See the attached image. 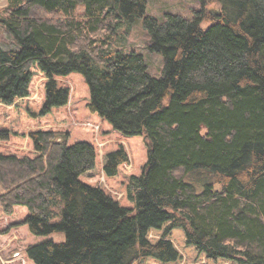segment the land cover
Returning a JSON list of instances; mask_svg holds the SVG:
<instances>
[{"label":"trees","instance_id":"obj_1","mask_svg":"<svg viewBox=\"0 0 264 264\" xmlns=\"http://www.w3.org/2000/svg\"><path fill=\"white\" fill-rule=\"evenodd\" d=\"M6 1L0 264H264V0Z\"/></svg>","mask_w":264,"mask_h":264},{"label":"rangeland","instance_id":"obj_2","mask_svg":"<svg viewBox=\"0 0 264 264\" xmlns=\"http://www.w3.org/2000/svg\"><path fill=\"white\" fill-rule=\"evenodd\" d=\"M6 0H0V8L5 7ZM201 0H146L145 14L153 15L160 21L165 19L167 13L179 14L183 17L190 18L194 14L195 9L202 7ZM204 9L207 13H214L219 9L217 0H205ZM209 22L203 21L201 26L207 28ZM118 39L114 43V47L121 49H134L139 52L144 59L147 70L155 77H160L163 69V56L160 53L152 52L148 48L150 42V34L143 27L142 18H135L133 21H124L119 29ZM14 39L5 31L0 24V44L4 48H16ZM199 187V184L196 183ZM50 238L55 241L64 239L63 233H52Z\"/></svg>","mask_w":264,"mask_h":264}]
</instances>
